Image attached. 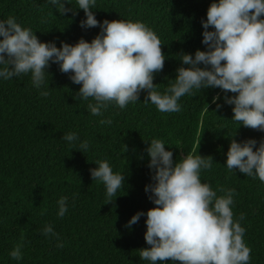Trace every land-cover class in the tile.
Here are the masks:
<instances>
[{
    "label": "trees",
    "instance_id": "obj_1",
    "mask_svg": "<svg viewBox=\"0 0 264 264\" xmlns=\"http://www.w3.org/2000/svg\"><path fill=\"white\" fill-rule=\"evenodd\" d=\"M213 2L218 0H96L91 10L101 23L140 21L157 34L166 60L153 83L164 92L182 66L181 54L194 57L197 50L206 51L201 22ZM61 3L77 7L76 0ZM10 16L32 29L40 42H55L58 48L61 42L74 46L80 39L90 43L101 31L80 27L86 19L83 10L61 15L46 0H0V20ZM46 73V98L32 86L30 74L0 80V264H148L139 258L141 249L150 248L144 239L146 215L131 228L126 225L136 213L156 207L145 192L153 183L146 152L153 139L164 141L174 162L185 155L213 159L201 181L218 196L224 194L221 188L235 189L232 211L234 220L244 216L240 223L251 249L250 264H264V183L224 167L233 139H253L258 147L264 132L233 122L234 106L224 103L223 91L194 90L180 99L181 111L174 113L145 104L143 91L125 109L110 105L103 116H93L88 111L91 101L76 97L81 85L70 80L71 73H62L54 63ZM216 96L220 100L212 103ZM101 119L112 123L102 125ZM69 132L87 141L88 151L70 148L61 139ZM105 160L125 176L123 190L110 203L103 184L90 174L97 161ZM62 196L69 198L68 212L59 218L57 201ZM49 224L63 248L54 237L42 235ZM17 246L19 261L11 257Z\"/></svg>",
    "mask_w": 264,
    "mask_h": 264
},
{
    "label": "clouds",
    "instance_id": "obj_2",
    "mask_svg": "<svg viewBox=\"0 0 264 264\" xmlns=\"http://www.w3.org/2000/svg\"><path fill=\"white\" fill-rule=\"evenodd\" d=\"M46 2L57 6L61 15L83 10L86 19L80 27H99L100 33L90 43L80 39L74 46L61 42L58 48L55 42H40L15 17L0 20V80L30 74L32 86L46 98V69L50 63L58 64L62 73H71L74 84L81 85L76 97L91 101L88 111L93 116H103L110 105L123 110L138 102L143 91H147L145 104L151 103L161 113L179 112L183 96L218 88L225 94L224 103L234 106L233 122L264 132V0L213 2L206 21L201 22L206 51L197 50L194 57L181 54L182 66L164 92L157 90L153 80L164 68L165 55L159 37L146 24L101 23L91 10L96 0H76L75 10L61 0ZM229 92L235 95L229 97ZM218 100L219 96L213 97L212 103ZM100 123L110 125L112 121L101 119ZM61 139L82 153L89 149V143L81 142L76 132ZM165 146L163 140L153 139L146 149L153 183L145 192L156 207L136 213L126 225L131 228L142 216L147 217L144 239L150 248L141 249L139 258L148 264H250L251 249L244 242L245 228L240 223L244 216L234 220L232 211L235 189L221 188L224 194L218 196L210 184L201 181V173L212 168L211 157L185 155L174 162L173 152ZM226 155L224 167L229 173L236 174L234 169H238L264 183V140L257 147L256 140L238 143L233 139ZM95 164L98 167L90 170L91 177L103 184L110 203L123 190L125 176L114 172L106 160ZM68 202L67 196L57 201L59 218L68 212ZM42 235L54 237L56 246L64 247L52 225H46ZM11 257L22 259L19 246Z\"/></svg>",
    "mask_w": 264,
    "mask_h": 264
}]
</instances>
